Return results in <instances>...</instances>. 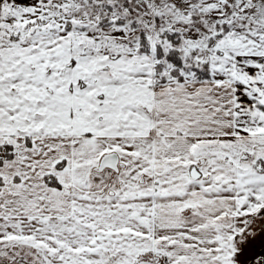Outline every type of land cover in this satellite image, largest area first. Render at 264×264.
I'll list each match as a JSON object with an SVG mask.
<instances>
[{
	"label": "snow or ice",
	"instance_id": "snow-or-ice-1",
	"mask_svg": "<svg viewBox=\"0 0 264 264\" xmlns=\"http://www.w3.org/2000/svg\"><path fill=\"white\" fill-rule=\"evenodd\" d=\"M0 264H264V0H0Z\"/></svg>",
	"mask_w": 264,
	"mask_h": 264
}]
</instances>
